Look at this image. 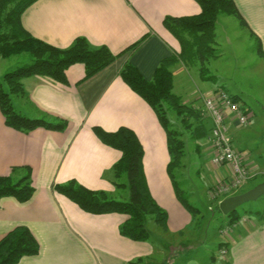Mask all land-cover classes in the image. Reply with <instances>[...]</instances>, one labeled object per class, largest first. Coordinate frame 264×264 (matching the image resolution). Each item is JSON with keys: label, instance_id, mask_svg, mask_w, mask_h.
Returning <instances> with one entry per match:
<instances>
[{"label": "crops", "instance_id": "crops-1", "mask_svg": "<svg viewBox=\"0 0 264 264\" xmlns=\"http://www.w3.org/2000/svg\"><path fill=\"white\" fill-rule=\"evenodd\" d=\"M234 2L246 26L235 16L218 18L214 47L218 57L205 63L208 73L213 71L215 83L202 88L208 95L224 89L250 110L227 88L226 72L231 70L221 66L223 59L231 62L233 70H241L247 63L244 70L249 73L248 64L258 63L255 75H264V0ZM201 11L195 0H38L23 13L24 28L41 41L65 49L77 38H86L94 47H108L117 59L90 78L85 65L76 63L66 71L67 84L44 75L22 79L28 98L20 101L22 112L35 117L40 110L63 119L68 122L65 131L39 128L28 134L19 132L6 125L0 109V176L9 175L14 167H30L36 188L26 203L14 198L0 200V241L16 227L26 226L40 242L39 254L26 256L18 264H163L171 254L186 252L184 245L193 237L196 221L177 199L168 174L166 132L151 106L130 88L121 73L125 65L132 64L146 80H153L162 61L182 51L180 42L164 26L165 19L196 16ZM247 47L249 54L245 53ZM200 64L186 67L181 63L173 69L174 92L183 97V103L204 110L200 96L192 98L187 86L192 72L189 69L200 71L206 80ZM220 80L223 84L216 83ZM226 121L233 144L241 130L251 138L249 143L244 142L245 148L237 149L248 154L246 165L254 177L247 181L252 184L249 188L242 186L233 194L211 197L218 205L229 196L264 183V125L260 134L252 137L249 133L260 122L252 119L239 126L230 116ZM95 127L109 133L126 127L136 134L144 149L151 194L168 213L167 233L155 223L154 228L148 225L150 241H133L120 234L127 215L86 213L55 191L56 184L76 180L88 189L106 191L119 198L122 191L112 182L110 171L122 153L103 144L93 131ZM208 150L207 144L199 159L204 162L200 170L205 173H209L205 167L210 166ZM211 176L215 178L213 172ZM259 176L263 179L254 184ZM127 196L123 195L125 199ZM260 212L264 209L258 210L252 220L240 217L231 223L229 219L226 228L232 227V231L226 236L222 234L226 228L218 233L220 258L211 255L200 259L193 255L182 259V264H264V214ZM224 250L226 254L222 253Z\"/></svg>", "mask_w": 264, "mask_h": 264}, {"label": "trees", "instance_id": "trees-1", "mask_svg": "<svg viewBox=\"0 0 264 264\" xmlns=\"http://www.w3.org/2000/svg\"><path fill=\"white\" fill-rule=\"evenodd\" d=\"M37 1L0 0V57L8 59L28 54L32 59L28 64L6 73L0 79V109L6 125L25 134L39 128L65 131L68 122L40 110L38 116L31 117L17 108L13 101L14 96L20 101L28 100L21 83L23 78L44 75L67 84L66 71L70 66L76 63L84 64L87 77L90 78L112 65L117 59L108 47H94L86 38H77L65 49L35 38L24 28L22 15ZM195 1L202 10L199 15L168 17L164 21V26L181 44L182 51L178 56L162 61L154 79L150 81L146 80L132 64L125 65L121 73L130 88L151 106L166 132L170 153L168 174L177 199L194 220L201 212L183 197L184 190L174 173L176 170L185 171L189 165L199 163L200 157L203 156V152L200 154L201 151L207 144L209 146L212 122L206 113L205 105L204 110L201 107L194 108L183 103V97L174 92L173 69L181 63L189 67L199 62L203 76H206V80L208 78L212 80L214 77L208 75L205 63L218 57L214 49L218 18L235 16L246 26L234 0ZM258 51L260 54L263 53L259 40ZM221 90L228 93L219 88L213 95ZM228 94L240 105L243 112L252 114L250 123L254 117L252 111L246 109L237 97ZM170 115L176 119L172 120ZM175 126L180 129H175ZM93 131L103 144L122 153L121 159L110 171L112 182L122 191L119 198L106 191L88 189L76 180L56 184L55 191L66 196L86 213L127 215L128 219L120 227V234L133 241L151 240L148 228L150 218L167 233L168 213L151 194L144 169V149L136 134L126 127L113 133L106 132L101 127H95ZM184 139L192 141L191 157L186 150L187 144ZM208 161L210 162L209 158ZM35 190L33 170L30 167H14L9 175L0 176V200L14 198L20 203H26L32 199ZM124 194H128L127 199L123 197ZM227 216L231 218V223L240 219L236 211ZM39 252L40 242L37 237L28 227L19 226L0 241V264H18L22 258L38 255Z\"/></svg>", "mask_w": 264, "mask_h": 264}, {"label": "rangeland", "instance_id": "rangeland-1", "mask_svg": "<svg viewBox=\"0 0 264 264\" xmlns=\"http://www.w3.org/2000/svg\"><path fill=\"white\" fill-rule=\"evenodd\" d=\"M238 48H241L237 46ZM247 54H249L250 48H246ZM244 52V51H241ZM31 57L28 54H22L13 56L11 58L5 59L0 57V75L9 73L16 68L28 64L31 62ZM251 60V59H250ZM249 60V61H250ZM247 64V63H246ZM246 64L243 65V69H232V65L230 61H226L223 59L222 61V68H226L231 70V72H226L227 80L225 81L227 88L229 91L238 96L252 111L254 114L253 122H260L249 134H253L252 137H255L260 134L262 130V126L264 125V75L256 76L255 75V66L258 63H250L248 64L249 73L246 69ZM245 67V68H244ZM213 68L209 66V69ZM191 70V80L188 81V88H190L189 93L190 96L193 98L194 96L202 97H209L206 91L202 88L203 86L212 87L213 83L211 78L207 80H203L200 71ZM209 74L213 75V71H209ZM208 74V75H209ZM186 74V76H189ZM210 75V76H211ZM208 76V77H210ZM204 82V83H203ZM223 80L217 81L218 84H223ZM177 90H179V86H177ZM201 91V93L199 92ZM14 104L17 108L21 109L20 100H17V97H13ZM171 119H176L175 116L173 117L170 115ZM249 123V122H248ZM247 123V124H248ZM180 126L182 124H179ZM177 129V126H175ZM179 127V126H178ZM180 129V128H178ZM177 129V130H178ZM238 141H234L233 146L237 148H245L246 144L249 143V139L247 138L246 132L241 130L238 132ZM257 134V135H256ZM187 146L186 150L190 154L192 153V141L190 139H184ZM243 140V141H242ZM253 139L251 140L252 143ZM246 144H245V143ZM238 150V149H237ZM207 155L208 152L206 151ZM202 154V151H201ZM204 156V153H203ZM202 156V157H203ZM206 156V154H205ZM195 162V159H193ZM203 161H199L198 164L189 165L187 170L175 171L176 179L180 182L182 189L184 190L183 197L186 198L194 207L200 210V214L195 219V233L193 237H191L188 241H186L184 248L186 249L185 253H180L177 255H170L168 256L167 260L163 264H182V259H186L195 255L200 259L208 258V256L214 255L216 258H220V241L221 238L218 236L219 231L226 228L227 222L231 218L222 213L221 210L218 209L219 205L217 203H213L211 200L210 195V188L213 184H215V178L211 176V173L215 174V169L212 166H206L205 170L209 173L202 172L200 170V165ZM204 163V162H203ZM263 177V176H262ZM259 176L255 179L254 184H256L259 180L263 179ZM254 181V180H253ZM242 189L249 188L252 186L251 182L246 183L243 185ZM189 199H188V198ZM218 198V197H217ZM214 199V198H213ZM264 209V195L261 196L259 199L247 202L242 206L238 207L236 212L237 214L247 220H252L253 215H256L258 210L262 211ZM191 215V214H190ZM192 216V215H191ZM242 219V220H243ZM150 227L154 228L155 222L153 219L150 218ZM157 225V224H156ZM171 244V243H170ZM189 252V253H187Z\"/></svg>", "mask_w": 264, "mask_h": 264}, {"label": "built area", "instance_id": "built-area-1", "mask_svg": "<svg viewBox=\"0 0 264 264\" xmlns=\"http://www.w3.org/2000/svg\"><path fill=\"white\" fill-rule=\"evenodd\" d=\"M202 99L212 122L208 156L215 169V184L210 188V195L212 198H217L233 194L254 177L246 165L248 154L240 152L233 146L226 125V119L230 116L239 126H245L252 114L243 112L240 105L223 90ZM224 171L226 173L220 174ZM231 231L232 227H228L222 231V234L226 236ZM222 253L226 254L227 251L224 250Z\"/></svg>", "mask_w": 264, "mask_h": 264}, {"label": "water", "instance_id": "water-1", "mask_svg": "<svg viewBox=\"0 0 264 264\" xmlns=\"http://www.w3.org/2000/svg\"><path fill=\"white\" fill-rule=\"evenodd\" d=\"M264 195V183L257 185L253 189L238 195L225 198L219 204V209L223 214L229 215L235 212L243 204L259 199Z\"/></svg>", "mask_w": 264, "mask_h": 264}]
</instances>
